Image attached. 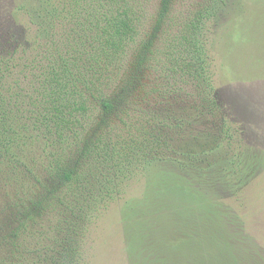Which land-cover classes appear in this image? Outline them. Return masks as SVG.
<instances>
[{"label":"trees","instance_id":"1","mask_svg":"<svg viewBox=\"0 0 264 264\" xmlns=\"http://www.w3.org/2000/svg\"><path fill=\"white\" fill-rule=\"evenodd\" d=\"M231 2L18 7L43 95L30 123L0 104V264H94V229L142 179L123 208L128 264H262L216 194L264 164L236 140L213 84L204 31Z\"/></svg>","mask_w":264,"mask_h":264},{"label":"rangeland","instance_id":"2","mask_svg":"<svg viewBox=\"0 0 264 264\" xmlns=\"http://www.w3.org/2000/svg\"><path fill=\"white\" fill-rule=\"evenodd\" d=\"M26 1L0 0V104L30 123L38 111L43 83L38 79L41 65L36 62L32 67L35 56L25 44L27 19L17 11ZM236 1L232 0L218 20L206 24L204 34L212 55L213 84L222 117L235 125L238 143L258 157L264 156V0H239V6ZM211 121L214 129L218 128V119ZM211 128L208 118L197 126L203 134ZM208 140L199 143L205 145ZM242 181L237 188L220 182L216 194L224 199L227 212L246 223L245 228H235L240 234L236 239L251 259L264 264V164L245 174ZM146 183L142 179L133 184L127 198L112 204L94 229V264H128L123 208L126 200L142 197ZM3 198L0 184V210ZM3 224L7 229L12 226L10 221Z\"/></svg>","mask_w":264,"mask_h":264}]
</instances>
